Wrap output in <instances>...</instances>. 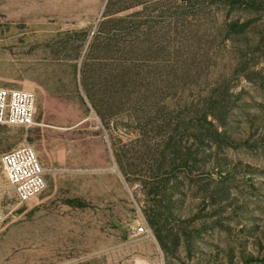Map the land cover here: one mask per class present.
<instances>
[{
	"label": "rangeland",
	"instance_id": "1",
	"mask_svg": "<svg viewBox=\"0 0 264 264\" xmlns=\"http://www.w3.org/2000/svg\"><path fill=\"white\" fill-rule=\"evenodd\" d=\"M254 1L0 0V86L37 97L0 155L56 168L24 203L0 168V264H264Z\"/></svg>",
	"mask_w": 264,
	"mask_h": 264
},
{
	"label": "built area",
	"instance_id": "2",
	"mask_svg": "<svg viewBox=\"0 0 264 264\" xmlns=\"http://www.w3.org/2000/svg\"><path fill=\"white\" fill-rule=\"evenodd\" d=\"M37 97L32 90L0 86V124L31 127L36 123ZM0 168L19 202H28L48 187L50 170L41 161L37 151L23 143L0 155ZM49 170V171H48ZM2 190L0 188V223L4 220ZM136 234L153 236L148 224L138 222Z\"/></svg>",
	"mask_w": 264,
	"mask_h": 264
},
{
	"label": "trees",
	"instance_id": "3",
	"mask_svg": "<svg viewBox=\"0 0 264 264\" xmlns=\"http://www.w3.org/2000/svg\"><path fill=\"white\" fill-rule=\"evenodd\" d=\"M229 3L233 5H256V1L254 0H227ZM152 223L154 224V221L152 220Z\"/></svg>",
	"mask_w": 264,
	"mask_h": 264
},
{
	"label": "crops",
	"instance_id": "4",
	"mask_svg": "<svg viewBox=\"0 0 264 264\" xmlns=\"http://www.w3.org/2000/svg\"><path fill=\"white\" fill-rule=\"evenodd\" d=\"M57 148H58L57 156L53 157V161L58 163L62 160V157H60V156L63 154L64 148L61 145H58ZM59 154H61V155H59ZM47 179H48V177H47Z\"/></svg>",
	"mask_w": 264,
	"mask_h": 264
}]
</instances>
